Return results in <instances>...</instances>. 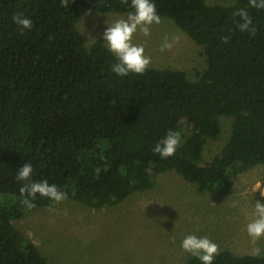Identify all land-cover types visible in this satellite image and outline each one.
<instances>
[{
  "label": "trees",
  "instance_id": "1",
  "mask_svg": "<svg viewBox=\"0 0 264 264\" xmlns=\"http://www.w3.org/2000/svg\"><path fill=\"white\" fill-rule=\"evenodd\" d=\"M157 14L175 21L203 47L206 67L197 79L171 67L149 65L120 77L101 39L91 46L77 26L82 7L129 13L131 0H0V264H53L13 223L14 217L53 201L20 203L26 163L32 180L49 184L95 208L113 206L151 189L175 171L212 193L264 163V9L249 0H152ZM244 8L255 35L238 30ZM33 22L21 35L13 15ZM223 36L230 39L224 43ZM231 119L230 136L212 161L204 151ZM185 135L176 154L153 151L171 132ZM185 131H189L187 134ZM186 264H201L190 256ZM213 264H264V254L223 250Z\"/></svg>",
  "mask_w": 264,
  "mask_h": 264
},
{
  "label": "rangeland",
  "instance_id": "2",
  "mask_svg": "<svg viewBox=\"0 0 264 264\" xmlns=\"http://www.w3.org/2000/svg\"><path fill=\"white\" fill-rule=\"evenodd\" d=\"M127 15L95 13L82 7L77 26L91 46L103 40L108 24ZM150 28L149 36L139 31L133 36L134 44L144 46L150 65L180 69L197 79L206 67L203 47L171 18L161 17ZM165 37L172 47L161 51ZM221 121L222 135L205 147L206 162L220 153L230 136L231 119L222 117ZM184 139L181 134V142ZM257 200L264 203V163L238 173L233 185L219 194L169 171L160 174L151 189L133 193L117 205L95 208L67 197L14 217L13 223L53 264H186L191 255L180 245L189 234L207 236L219 245L220 252L227 249L243 255L259 250L264 254V236L254 240L246 231L255 218Z\"/></svg>",
  "mask_w": 264,
  "mask_h": 264
},
{
  "label": "clouds",
  "instance_id": "3",
  "mask_svg": "<svg viewBox=\"0 0 264 264\" xmlns=\"http://www.w3.org/2000/svg\"><path fill=\"white\" fill-rule=\"evenodd\" d=\"M128 3V0H123ZM61 5L68 7L69 0H61ZM249 6L257 9H264V0H249ZM131 8L134 10L128 13L126 18L117 19L114 23L108 24L103 33V40L107 42L108 50L113 53L118 62L112 67V71L120 76L125 77L129 73L143 74L151 63V58L146 56L143 45L133 43V36L137 31L144 36L151 34L150 26L161 22L160 16L157 14L156 6L152 0H131ZM234 15L240 17L238 22V30L240 32H248L255 35L256 28L253 25L252 17L244 8L237 10ZM12 20L20 27L21 35L25 30H31L33 22L23 14H15ZM95 39L94 37H92ZM224 43L230 39L229 36L221 37ZM172 44L165 37V43L161 46V51L171 49ZM181 143V134L179 132H171L162 143H157L153 151L159 154L161 159L173 157L177 148ZM33 167L30 163L24 164L18 169L16 179L25 182L20 189V203L27 209L31 210L35 207L34 201L37 196L47 198L53 203H60L67 199V193L60 190L56 184H49L47 180L33 181ZM236 204H233L235 207ZM254 219L246 226L247 234L254 240L264 236V203L257 200L254 206ZM181 249L191 256L199 259L201 264H213L216 256L220 253L219 245L213 242L207 236L198 237L195 234L186 235L181 241ZM260 254L259 250L256 252Z\"/></svg>",
  "mask_w": 264,
  "mask_h": 264
}]
</instances>
